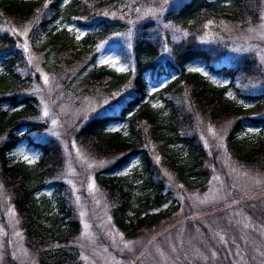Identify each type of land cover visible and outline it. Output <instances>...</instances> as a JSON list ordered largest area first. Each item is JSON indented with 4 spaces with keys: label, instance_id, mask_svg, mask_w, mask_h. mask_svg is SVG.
<instances>
[{
    "label": "trees",
    "instance_id": "1",
    "mask_svg": "<svg viewBox=\"0 0 264 264\" xmlns=\"http://www.w3.org/2000/svg\"><path fill=\"white\" fill-rule=\"evenodd\" d=\"M125 1L0 0V184L41 264H72L81 220L62 177L64 147L41 116L16 29L29 27L28 41L43 53L59 90L78 85L79 97L112 99L68 126L66 137L106 160L94 178L126 238L158 230L179 209L181 188L205 186L217 161L203 144L201 121L228 124L235 160L264 170V63L254 52L222 61L230 39L203 40L207 31L224 34L222 23L257 25L263 0H136L165 10L146 19L136 18L147 14L139 11L129 22L121 17ZM121 29L131 32L133 65L116 72L97 60L95 47ZM196 64L207 73L189 71ZM20 144L37 159H14Z\"/></svg>",
    "mask_w": 264,
    "mask_h": 264
},
{
    "label": "rangeland",
    "instance_id": "2",
    "mask_svg": "<svg viewBox=\"0 0 264 264\" xmlns=\"http://www.w3.org/2000/svg\"><path fill=\"white\" fill-rule=\"evenodd\" d=\"M136 3V0H126L125 6L120 7L124 9L122 20L129 22L139 11L147 14L136 18L146 19L165 10L160 5L154 7L151 2L139 6ZM260 9L257 25L233 27L222 23L224 34L216 36L207 31L203 40L211 42L223 35L230 39L232 45L222 61L254 52L264 63V0ZM169 28L173 37L183 36L184 31L178 27ZM25 30L28 34L27 26L16 32ZM19 35L24 38L20 44L27 46L24 49L28 53L27 68H32L34 78L31 90L41 101V116L49 120V134L58 137L64 147L66 161L62 177L73 196L70 203L81 220L79 233L70 243L77 249L72 264H264V170L235 160L226 143L228 124L217 127L201 121L203 144L217 161L205 186L198 182L195 188L186 191L181 188L179 209L158 230L145 237L128 239L112 222L108 200L94 178L95 170L104 166L106 160L93 159L66 137L68 126L97 113L112 99L79 97L78 85L59 90L60 80L46 66L43 53L34 50L27 35ZM95 51L101 64L116 72H124L118 71L119 68L126 71L133 65L131 32L121 29L97 42ZM192 68L207 73L200 64ZM44 76L48 77L47 84ZM247 129L250 133L258 130ZM12 155L18 160H25V156L34 158L28 162L38 157L25 144L18 145ZM20 227L11 196L0 184V264H41L38 252L26 245Z\"/></svg>",
    "mask_w": 264,
    "mask_h": 264
},
{
    "label": "snow or ice",
    "instance_id": "3",
    "mask_svg": "<svg viewBox=\"0 0 264 264\" xmlns=\"http://www.w3.org/2000/svg\"><path fill=\"white\" fill-rule=\"evenodd\" d=\"M165 2H167V0H165ZM17 34H23V35H27V30H25L23 33H17ZM185 35H187L186 33H185ZM25 50H27V46L25 45ZM118 71H125V69H123V68H119V69H117ZM189 71H197V72H199V71H202L200 68H191V69H189ZM206 74V73H205ZM44 78V82H45V84H47L48 83V77L47 76H44L43 77ZM44 115L45 116H47L48 115V113H47V111L45 110V112H44ZM52 123L53 124H56V121L55 120H53L52 121ZM210 131H211V129H210ZM214 134V133H213ZM77 154L79 155V152H77ZM32 159H34V158H30V157H28V156H25V160H29V161H31ZM157 163H159V158L157 157ZM167 174V173H166ZM257 183H259V181H257ZM126 247H127V245H126Z\"/></svg>",
    "mask_w": 264,
    "mask_h": 264
}]
</instances>
